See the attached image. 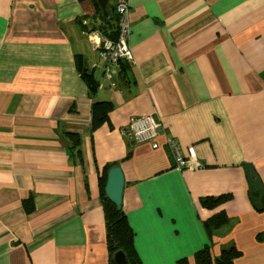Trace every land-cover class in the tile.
<instances>
[{
	"label": "crops",
	"instance_id": "crops-1",
	"mask_svg": "<svg viewBox=\"0 0 264 264\" xmlns=\"http://www.w3.org/2000/svg\"><path fill=\"white\" fill-rule=\"evenodd\" d=\"M94 14L92 0H0V264H109L99 171L115 162L143 264H195L202 220L219 209L231 223L213 253L234 241L235 264H264V211L246 176L253 168L264 186V0H129L127 80L92 98L74 55L99 61L97 32L76 25ZM94 99L114 108L92 131ZM147 115L158 148L129 137L130 118ZM64 130L80 133L81 163ZM168 138L195 146L198 164L176 167ZM223 193L215 209L200 203Z\"/></svg>",
	"mask_w": 264,
	"mask_h": 264
},
{
	"label": "trees",
	"instance_id": "trees-1",
	"mask_svg": "<svg viewBox=\"0 0 264 264\" xmlns=\"http://www.w3.org/2000/svg\"><path fill=\"white\" fill-rule=\"evenodd\" d=\"M95 5V14L93 16H83V18L76 19L78 28L86 33L98 32L101 37L116 40L118 37L119 27L114 3L107 4L109 17H106L96 0H92ZM87 22L84 23L83 19ZM75 64L79 74L85 81L89 95L93 98L100 85L107 84L109 88L115 89L127 80L129 63L123 59L119 60L118 72H113V80L116 82L114 88L110 87L108 82H102L101 78L95 75L101 73L93 66L86 65V58L82 53L74 55ZM121 77L118 79V75ZM106 85V86H107ZM114 104L110 100L94 99L91 106V130H96L105 122L109 121L110 112L113 110ZM66 138L68 139L69 157L73 164L81 163L83 160L81 149V135L76 130H64ZM115 163H108L104 165L99 171V189L100 198L103 204L104 223L106 229L105 243L109 255V264H115L113 261V254L118 250H123L127 256L129 264H143L139 253L135 247V231L130 224L127 214L122 206H117L112 202L105 193V184L107 179V172ZM248 181V196L257 211H264V186L253 168L247 170ZM231 193H223L219 195H205L200 198V203L203 207L208 209H215L226 201L231 199ZM22 206L27 214H31L35 210V195L29 193L22 199ZM203 227L207 233V242L194 253L195 264H235L238 257L242 255V251L237 247L234 241L224 243L218 254L213 253V237L221 227L231 223L229 214L224 209H219L212 213L208 218L202 220ZM262 236H259V240ZM177 264H190L188 257L183 256Z\"/></svg>",
	"mask_w": 264,
	"mask_h": 264
},
{
	"label": "built area",
	"instance_id": "built-area-1",
	"mask_svg": "<svg viewBox=\"0 0 264 264\" xmlns=\"http://www.w3.org/2000/svg\"><path fill=\"white\" fill-rule=\"evenodd\" d=\"M114 8L118 20V37L116 40L101 37L100 34L93 35L92 41L97 45L100 51L99 61L94 67L101 73V83L108 82L110 87L114 88L116 82L113 80V71L118 69L120 59H129L131 52L127 45V40L130 36L129 24V0H114ZM102 38V42L99 39ZM121 77L118 75V79ZM127 131L133 143L142 144L145 142L151 143L153 148H156L157 143L155 137L159 134V122L152 115L133 116L130 118L127 125ZM175 166L184 169L192 168V161L195 159V147L188 146L185 150V157L181 155L175 148L171 150Z\"/></svg>",
	"mask_w": 264,
	"mask_h": 264
},
{
	"label": "water",
	"instance_id": "water-1",
	"mask_svg": "<svg viewBox=\"0 0 264 264\" xmlns=\"http://www.w3.org/2000/svg\"><path fill=\"white\" fill-rule=\"evenodd\" d=\"M109 0H96L103 14L109 17L107 4ZM124 189V175L119 164L111 166L107 172V179L105 184V193L107 197L117 206L122 205ZM113 261L115 264H129L127 256L123 250H118L113 254Z\"/></svg>",
	"mask_w": 264,
	"mask_h": 264
},
{
	"label": "rangeland",
	"instance_id": "rangeland-1",
	"mask_svg": "<svg viewBox=\"0 0 264 264\" xmlns=\"http://www.w3.org/2000/svg\"><path fill=\"white\" fill-rule=\"evenodd\" d=\"M112 2L115 3L114 0H109V3H110V4H112ZM97 33H98V32H97ZM98 34H99V33H98ZM102 41H103L102 38H100V39H99V42H102ZM98 52H99V58H100V51L98 50ZM89 59L91 60V58H89ZM113 72H115V71H113ZM95 75H96L97 77L101 78V77H100V74H99L98 72H95ZM159 134H160V125H159ZM159 134H158V135H159ZM158 135H157V136L155 137V139H154L155 142L157 143L156 148H158V147L160 146V144H159V142H158V140H157ZM166 145H167L169 148H171V150L175 148L178 152L181 153V155H182L183 157H185V150H183V149L177 147V143L174 141L173 138H172V139H170V138L166 139ZM194 147H195V146H194ZM197 164H198L197 161L194 159V160L192 161V168L195 167Z\"/></svg>",
	"mask_w": 264,
	"mask_h": 264
},
{
	"label": "clouds",
	"instance_id": "clouds-1",
	"mask_svg": "<svg viewBox=\"0 0 264 264\" xmlns=\"http://www.w3.org/2000/svg\"><path fill=\"white\" fill-rule=\"evenodd\" d=\"M94 32H96V31H94ZM105 38V37H104ZM101 86V85H100ZM130 137V136H129ZM130 139H131V137H130ZM132 141V140H131ZM133 143V142H132ZM145 143H149V142H145ZM151 144V143H150ZM122 206V205H121Z\"/></svg>",
	"mask_w": 264,
	"mask_h": 264
}]
</instances>
